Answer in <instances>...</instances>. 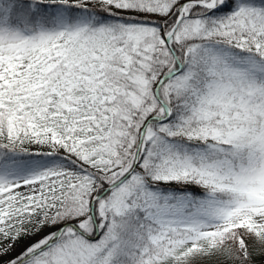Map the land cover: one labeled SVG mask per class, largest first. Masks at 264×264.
<instances>
[{
	"label": "snow or ice",
	"instance_id": "obj_1",
	"mask_svg": "<svg viewBox=\"0 0 264 264\" xmlns=\"http://www.w3.org/2000/svg\"><path fill=\"white\" fill-rule=\"evenodd\" d=\"M0 264H264V0H0Z\"/></svg>",
	"mask_w": 264,
	"mask_h": 264
}]
</instances>
